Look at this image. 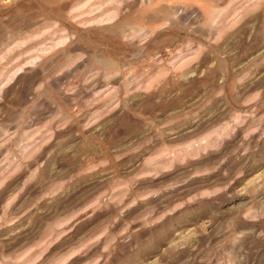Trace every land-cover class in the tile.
<instances>
[{
    "label": "rangeland",
    "instance_id": "obj_1",
    "mask_svg": "<svg viewBox=\"0 0 264 264\" xmlns=\"http://www.w3.org/2000/svg\"><path fill=\"white\" fill-rule=\"evenodd\" d=\"M0 264H264V0H0Z\"/></svg>",
    "mask_w": 264,
    "mask_h": 264
}]
</instances>
